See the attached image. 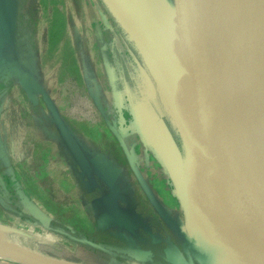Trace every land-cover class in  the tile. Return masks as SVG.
Here are the masks:
<instances>
[{"label": "water", "instance_id": "95a60500", "mask_svg": "<svg viewBox=\"0 0 264 264\" xmlns=\"http://www.w3.org/2000/svg\"><path fill=\"white\" fill-rule=\"evenodd\" d=\"M116 2L147 38L156 62L167 72L169 87L182 88L185 80L177 83L168 62L167 43L176 39L164 23L166 10L175 17L170 0ZM176 3L175 18L181 23L191 80L184 101L178 98L193 174L190 214L196 226L185 222L189 244L199 249L203 264H264V186L258 172V165L264 166V86L257 74V67L264 66V35L248 26L240 9L226 10L222 0ZM1 24L0 31L6 33L7 25ZM11 40L4 34V42ZM42 95L63 143L81 172L89 176L94 168L88 153L50 96ZM146 196L164 222L175 224L153 193L147 191ZM102 199L107 218L119 231L133 232L140 224L120 207L114 190ZM0 204L5 206L1 197ZM250 229L262 235H256L247 248ZM0 258L18 264H80L3 238Z\"/></svg>", "mask_w": 264, "mask_h": 264}, {"label": "rangeland", "instance_id": "374dc122", "mask_svg": "<svg viewBox=\"0 0 264 264\" xmlns=\"http://www.w3.org/2000/svg\"><path fill=\"white\" fill-rule=\"evenodd\" d=\"M170 2L174 16L178 17L176 0ZM24 10L37 13L40 19L34 20V17L25 22L28 27L32 25L40 30L39 45L53 43L72 52L71 76L83 90L77 96L81 100L80 111H93L96 122L105 124L108 133L117 140L120 164L115 175H128L133 181L130 202L136 206L133 212L136 219L140 223L148 219L147 210L155 214L146 196L149 191L177 226L184 227L187 221L194 228L190 214L193 174L179 99L170 87L165 90L158 84L137 42L108 3L105 0H29ZM87 142L90 143L89 139ZM87 205L93 215L97 214L92 204ZM2 213L0 206V238L38 253L86 264H139L135 260H120L121 257H114L106 249L103 253H92L55 232L5 221ZM76 215L73 220L82 223L83 214ZM90 237L101 247L112 248L114 241L107 237L100 234ZM167 241L171 260L183 261L178 248ZM0 264L18 263L0 258Z\"/></svg>", "mask_w": 264, "mask_h": 264}, {"label": "crops", "instance_id": "0c3cea01", "mask_svg": "<svg viewBox=\"0 0 264 264\" xmlns=\"http://www.w3.org/2000/svg\"><path fill=\"white\" fill-rule=\"evenodd\" d=\"M26 5L29 0H0V24L4 21L7 25L6 33L0 31V197L6 207L2 217L43 232L65 228L109 237L115 227L103 215L105 203L102 198H90L86 175L58 134L42 93L53 100L88 153L98 176L129 208L133 181L128 175H115L120 164L118 142L105 129L106 125L96 122L93 111H80L81 100L77 96L83 90L71 76L72 52L53 43L39 45L40 30L25 22L34 17L40 19L37 13L26 12ZM4 34L12 40L4 42ZM87 204H92L97 214L93 215ZM10 211L15 215L8 214ZM76 213L83 214L82 223L73 220ZM21 215L29 216L30 221L22 220ZM122 233L113 235L124 237Z\"/></svg>", "mask_w": 264, "mask_h": 264}, {"label": "trees", "instance_id": "16d2710c", "mask_svg": "<svg viewBox=\"0 0 264 264\" xmlns=\"http://www.w3.org/2000/svg\"><path fill=\"white\" fill-rule=\"evenodd\" d=\"M91 171V174L86 176L91 189L90 198H103L109 193V187L104 180L98 176V173L95 172L94 169ZM119 205L133 214L134 211L124 205L122 201H119ZM0 206L2 210H6L5 206L2 204H0ZM8 214L13 216L15 215V212L10 211ZM20 217L22 220H26V222H29V219H31L29 216L24 215H21ZM157 217L161 222V227L157 229H154L150 221H146L140 223L138 226H135L133 232L121 230L124 237L119 236V238H115V235L113 234L117 231L119 232V228L116 227L113 231H111L113 234L108 235L112 238V241L114 240L111 244L112 248L110 249L101 247L98 243H96V241L90 237L96 236L93 232L87 234L81 232L80 230H70L65 228H53V231L73 244L88 248L92 253L97 254L98 252L103 253L107 251L114 257H121L120 260H135L139 264H176L177 262L175 263L171 260L172 253H170V250L168 249V239L178 248L179 252L183 256V261L182 259H179L178 263L203 264L200 258L199 249L189 244L190 235L186 227L184 226L183 228L181 226H177L176 224H168L158 215ZM164 230L165 234L163 233ZM109 237L107 238L109 239ZM89 242H91V244ZM125 248L128 249L126 250ZM103 249H106V251H103ZM109 257L110 256H108L107 259H110ZM113 260L115 259L113 258ZM115 261H117V259Z\"/></svg>", "mask_w": 264, "mask_h": 264}, {"label": "bare ground", "instance_id": "6f19581e", "mask_svg": "<svg viewBox=\"0 0 264 264\" xmlns=\"http://www.w3.org/2000/svg\"><path fill=\"white\" fill-rule=\"evenodd\" d=\"M106 2L118 16L120 21L129 29L133 39L137 42L139 48L141 49L146 63L149 66L150 70L153 72L159 85L162 87V89L166 90L169 87L165 77L167 72L165 71V68L164 70H162L160 65L156 62V58L154 56L151 45L143 34L142 30L132 22L126 11L116 2V0H106ZM222 2L226 10L236 8L243 11L246 15L248 26L252 28L253 31H257L264 35V14L262 11V9H264V2L262 0H222ZM164 23L170 30L176 33V39L168 41L167 43V53L169 55V66L178 76L177 83L185 80L182 88L179 87L177 91H173L174 96L176 98H179L181 103L184 101L185 94L187 93V88L191 83L189 77V63L183 50V43L181 38V23L167 10L165 11L164 15ZM260 67H257V74L264 86V66L260 65ZM258 172L262 181V185L264 186V166L261 163L258 165ZM256 235L259 236L262 234H259L258 231L250 229L247 248L249 247V243H251L255 239Z\"/></svg>", "mask_w": 264, "mask_h": 264}, {"label": "flooded vegetation", "instance_id": "af4514ba", "mask_svg": "<svg viewBox=\"0 0 264 264\" xmlns=\"http://www.w3.org/2000/svg\"><path fill=\"white\" fill-rule=\"evenodd\" d=\"M132 211H135L136 210V206H134V204L132 203V206H130ZM135 209V210H134ZM145 211V210H144ZM148 213V219L145 218L144 220L146 221H150V223L153 225L154 229H157L159 227H161V222L159 220V218L157 217L156 215V212L155 214H152L149 210L145 211ZM163 233L165 234V230L163 231Z\"/></svg>", "mask_w": 264, "mask_h": 264}]
</instances>
